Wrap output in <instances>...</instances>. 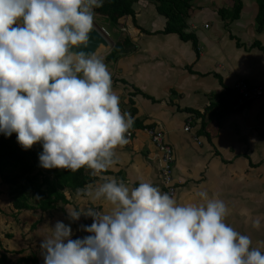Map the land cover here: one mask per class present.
Masks as SVG:
<instances>
[{
  "label": "clouds",
  "instance_id": "1",
  "mask_svg": "<svg viewBox=\"0 0 264 264\" xmlns=\"http://www.w3.org/2000/svg\"><path fill=\"white\" fill-rule=\"evenodd\" d=\"M102 3L0 0V133H17L25 150L40 143L44 168L86 167L95 175L128 143L135 118L122 113L104 59L80 47L90 43ZM199 196L202 203L178 204L151 182L130 189L107 179L93 199L114 208L66 207L73 221L93 217L82 226L91 234L73 239L71 225L56 221L41 241L44 264H264L251 238L225 222V202L207 191Z\"/></svg>",
  "mask_w": 264,
  "mask_h": 264
},
{
  "label": "crops",
  "instance_id": "2",
  "mask_svg": "<svg viewBox=\"0 0 264 264\" xmlns=\"http://www.w3.org/2000/svg\"><path fill=\"white\" fill-rule=\"evenodd\" d=\"M237 2L193 0L185 30L195 35L194 42L165 31L168 17L157 2L135 0L136 23L131 15L122 17L120 34L111 36L114 46L123 35L130 51L111 60L112 48L98 55L111 73L122 113L135 118L132 134H125L128 143L115 149L116 162L108 170L95 175L90 170L84 188L65 187L68 201L43 217L28 214L32 224L42 225L38 236L49 234L58 220L71 225L73 239L91 234L82 226L93 217L82 214L73 221L66 207L110 212L111 202L93 199L95 188L107 179L123 180L130 189L151 182L167 192L162 154L148 131L154 128L164 131L173 148L177 203H202L200 191L222 199L228 209L225 222L264 252V99L237 106L234 91L239 80L264 84V28L258 30L257 0H241L239 17L231 19ZM37 251L19 250L18 259L37 256L44 264V250Z\"/></svg>",
  "mask_w": 264,
  "mask_h": 264
},
{
  "label": "trees",
  "instance_id": "3",
  "mask_svg": "<svg viewBox=\"0 0 264 264\" xmlns=\"http://www.w3.org/2000/svg\"><path fill=\"white\" fill-rule=\"evenodd\" d=\"M154 1L157 2L159 11L168 17L165 31H174L185 40L196 41L195 35L185 30L193 0ZM257 1L260 7L256 21L258 30H263L264 0ZM134 2L135 0H103L102 5L96 7L94 11V13H99L104 17L103 23L99 25L105 28L112 37L113 33L115 35L120 34V32H116L122 17L131 15L135 22ZM241 7L242 2L238 0L234 8L231 9V19L239 17ZM223 15L227 17L225 13H222ZM130 47L126 44L125 39L118 38L108 54V59H115L129 52ZM235 95H237L236 91ZM16 136L17 133L15 132L11 136L0 133V176L10 184V194L13 196V205L16 209L33 211L43 217L46 212L57 208L60 202L68 201L64 194L65 187H86L88 173L91 169L82 167L73 172L68 169L44 168L39 164V153L42 151V145L35 143L30 149L25 150L18 143ZM37 196V203L31 201ZM37 222L38 220L32 226H36ZM0 260H7V254L3 253ZM19 260L25 263L33 261L35 264H43L37 256H22Z\"/></svg>",
  "mask_w": 264,
  "mask_h": 264
},
{
  "label": "rangeland",
  "instance_id": "4",
  "mask_svg": "<svg viewBox=\"0 0 264 264\" xmlns=\"http://www.w3.org/2000/svg\"><path fill=\"white\" fill-rule=\"evenodd\" d=\"M103 20L104 17L101 14L94 13L95 22L97 21L99 24H102ZM112 35L113 38L117 37L115 33ZM121 37L123 38L124 36L121 35ZM30 196L33 195L30 194ZM38 196L31 201L37 203ZM12 198L10 184L5 182L0 176V257L3 253H6L7 259H10L5 261L0 260V264H7L9 262L10 264L19 263L18 257H20L19 254H21L22 250H25L26 254L34 255V250L38 248L39 251L41 241L44 239V235H37L42 225H36L35 228L31 226L32 219L30 220V215L28 214L33 211L16 209L13 205ZM23 222L27 223L26 228L21 226ZM19 250L21 252H18ZM32 263L35 264L34 262Z\"/></svg>",
  "mask_w": 264,
  "mask_h": 264
},
{
  "label": "built area",
  "instance_id": "5",
  "mask_svg": "<svg viewBox=\"0 0 264 264\" xmlns=\"http://www.w3.org/2000/svg\"><path fill=\"white\" fill-rule=\"evenodd\" d=\"M234 90L237 93V106H242L248 102L257 99H264V84H251L244 80H239L234 85ZM191 124H187L184 129L190 130ZM153 142L156 144L162 154V178L167 186V192L171 196H175V181L173 178V148L166 141L165 133L162 129L151 128L148 130ZM127 134L130 136L131 131Z\"/></svg>",
  "mask_w": 264,
  "mask_h": 264
},
{
  "label": "water",
  "instance_id": "6",
  "mask_svg": "<svg viewBox=\"0 0 264 264\" xmlns=\"http://www.w3.org/2000/svg\"><path fill=\"white\" fill-rule=\"evenodd\" d=\"M112 46L113 41L110 36L99 24L94 21V29L90 33V43L86 48L84 46L80 47L83 48V50L92 52L93 54L98 56L102 50H110Z\"/></svg>",
  "mask_w": 264,
  "mask_h": 264
}]
</instances>
